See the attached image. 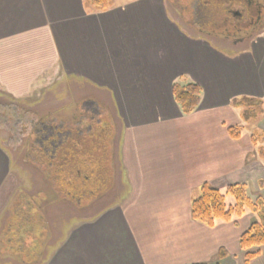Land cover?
<instances>
[{"label":"crops","instance_id":"obj_1","mask_svg":"<svg viewBox=\"0 0 264 264\" xmlns=\"http://www.w3.org/2000/svg\"><path fill=\"white\" fill-rule=\"evenodd\" d=\"M179 16L168 0H112L106 11L87 0H0V99L39 100L60 88L85 118L86 100H104L102 118L118 128L125 197L48 253L40 242L32 264H264V246L249 262L239 246L252 213L210 227L191 209L204 184L223 192L242 182L252 198H264V161L251 137L264 131V115L253 132L229 134L244 123L233 99H264V35L235 58L221 52L234 49L201 33V23ZM218 66L245 76L216 73ZM192 82L202 99L186 115L173 86ZM4 140L0 130V264L12 262L4 256L11 245L38 243L33 231L23 232L21 193L5 192L11 156Z\"/></svg>","mask_w":264,"mask_h":264},{"label":"rangeland","instance_id":"obj_2","mask_svg":"<svg viewBox=\"0 0 264 264\" xmlns=\"http://www.w3.org/2000/svg\"><path fill=\"white\" fill-rule=\"evenodd\" d=\"M171 1L172 0H168L170 9L174 10V15L180 18L179 15L183 14L182 5H174ZM180 1L185 5V7H188L187 5L190 6L185 10L186 16L189 15L188 18L195 19V21L199 23L203 21L201 26L204 25V27L211 24L210 22L205 23V20H207L210 16H213L214 6L212 4L209 5L205 3V5L203 1L197 4V1L195 0ZM228 9L229 7L227 10ZM227 13L229 14L228 11ZM201 33L203 34L202 31ZM230 42L232 43V41L229 40L228 43L225 42L227 44H223L222 40H216L219 47H227L229 49L231 48V50L234 49L233 51H228L226 49V51L222 50L221 52L234 56L235 58H237L236 53H241L237 50H243L251 45L248 44L246 46L242 45L243 47H235ZM254 42H256V40ZM244 56L245 53H242L239 58ZM225 70L229 73H233L235 79H241V75L243 78L245 76V74L239 70L236 73V69L231 67L222 70L218 66L216 68V73H225ZM244 70L245 69H243V71ZM248 70L251 71L252 68ZM228 78H230V75H226V81L223 82L228 83ZM249 80L251 81V76ZM243 82L245 83V81ZM60 91L61 90L59 88L52 92L53 94L46 97L45 95L47 92H44L43 96L45 98L41 99V96L39 100H5L4 98L0 100V103H11L13 101L23 105L21 108L23 115L21 117H15L10 113L11 116L10 119L7 120L9 121L8 123L5 121V118H3L6 113L2 115L4 108L0 107V117L3 116L0 118V127L9 126V128H11V131L9 132L1 131L4 139L6 140L7 138L8 142L12 141L14 139L11 136V133L13 134L12 131L15 133L20 132L22 135V132L25 130L24 135H30L32 133L30 129L34 131L36 130L38 132L37 139L40 141V144L39 142L36 144L40 145L41 149L39 158L40 163L33 167L32 164L27 162L24 163L23 161L29 160L27 156H25L28 151V147L25 144L24 147L22 146L21 148L22 151L20 150L17 152V148H15V146H10L9 148V145L6 143V147L9 150L11 147L14 148V150H10V178L6 184L5 192L10 195L16 194L17 192L21 193L19 194L21 195L20 202L24 205L22 206L23 209L21 212V216L24 220V226L22 227L23 232L25 231L27 234L29 231H33L34 236L38 241V243L33 245L34 243H31L34 240L32 241L31 238H28L26 245H24L25 247L20 243L19 248L16 243L11 245L10 249L7 248L5 250L4 256H10L7 260L12 261L7 264L14 263L12 259L14 256H12V254L21 255L24 258L23 260L25 264H32L33 261L36 260L35 255L38 254L39 250H41V244H43L45 251L48 253L47 246L51 244L48 248L52 249L53 244L60 241L74 226L80 224L84 220L94 218V216L102 210L113 204L121 202L125 197V187L123 185L124 183H122L123 176L121 175L122 169L118 166L116 168L117 178L114 182L117 185L116 190L112 195L103 200L96 199V196L101 193V191L97 188L100 186L104 188L110 187L112 186L114 180L113 170L111 167L112 155L110 154L109 145L106 144L107 138L113 134L112 128L104 124H99V126H97L98 122L96 120L99 117L90 108L89 112L91 113V116L92 114L94 117L96 115V119L93 118L92 120L86 122V124L82 126L83 129L77 127L75 130H70V126H66V124L59 121L58 118L61 116H59L60 111H62V113L65 112L66 115H63L64 117L67 116L68 112H70L69 114L72 113V107L67 106L72 100H64ZM63 91L65 90L63 89L62 92ZM71 103H75L74 100ZM36 108H39L42 111L41 113L43 116L46 115L44 112L45 109L52 110L53 113L47 114L42 119H29L33 118V115H26L25 113H29V110L32 111V109ZM14 111L16 110L13 109V112ZM53 117H57L58 119L57 122H54L56 123L55 125H53V121H51L53 120ZM19 120L21 121L19 122ZM23 120L25 121V129L22 130L20 124ZM256 121L257 120L252 119L248 122H244V133L255 130L258 123ZM74 126L78 125L73 123V127ZM20 141H22L21 136L19 137L18 142ZM260 142L263 143L261 140ZM115 143L116 139L114 141V144ZM95 146H98L99 148H96ZM116 149L114 148V150ZM115 157L117 158V155H115ZM36 172L38 173L37 175ZM38 175L40 177H44L43 179L47 182L46 184L43 183L41 188H38V185L34 186V182L31 183V178ZM101 176H105L106 178L102 180L100 178ZM223 194H225V191H223ZM27 200H29L31 204L34 201L32 208L25 207L27 203L30 205ZM38 203H41L40 206L43 205L41 209L38 207ZM234 203V198L231 195L226 194V204L228 207L234 205ZM26 220H29L30 223H28V221L26 222ZM18 227L19 226H17V228ZM18 234L20 235L19 232ZM38 235L39 237H37ZM40 242H42L40 244L41 246L38 245ZM6 243L8 242L5 241V244ZM45 254L42 256L44 257Z\"/></svg>","mask_w":264,"mask_h":264},{"label":"flooded vegetation","instance_id":"obj_3","mask_svg":"<svg viewBox=\"0 0 264 264\" xmlns=\"http://www.w3.org/2000/svg\"><path fill=\"white\" fill-rule=\"evenodd\" d=\"M198 3H201L203 1V3L205 4H212L214 6V13L213 16H210L207 20H205V23L210 22L211 24L204 27L201 26V31L202 32H207L208 34H210L213 37H216L217 39L222 40L223 44H227L230 41H232V45L235 47H241L242 45L246 46L248 44H251L252 42H254L258 37L260 38L261 36L264 35V0H195ZM172 4L174 5H182L183 7V16L188 18V16H186L185 14V10L188 9L190 6L187 5L188 7H185V5L180 1V0H172L171 1ZM205 4V5H206ZM229 7V9L227 10V8ZM227 11L229 12V14L227 13ZM193 14V13H192ZM201 24L203 23V21L200 22ZM204 23V24H205ZM227 42V43H225ZM229 43V44H230ZM243 47V46H242ZM1 100V99H0ZM25 101V100H23ZM88 102V108L95 112L97 114V116L99 117L96 121L97 126H99V124H104L106 126H109L112 128V132L113 134H111L108 138H107V145H109V149H110V154L112 155V170H113V184L110 187L104 188L102 186L98 187L97 189H99L101 191V193H99L98 196H96V199H105L107 197H109L110 195H112L114 193V191L116 190L117 185L114 183L116 178H117V174H116V168L119 166L120 160L117 154V149H118V128L117 126L112 123L110 120L107 121L106 119L102 118V111H103V106L105 105L104 100H86ZM25 103V102H24ZM2 108H4V111L2 113V115H4V113H6L5 117V121L10 119V113L13 114L15 117H21L23 115V111H22V106L17 102H11V103H0ZM33 104V103H32ZM96 108V109H95ZM13 109L16 110L13 112ZM95 110V111H94ZM51 111V112H50ZM72 113L69 114L70 112H66L67 116H63L66 115L65 112L62 113V111H60L59 113V121L64 122V123H75L76 125L79 123H82L83 125L86 124V122L92 120L93 118L96 119V115L95 117L91 116V113H88L87 118H85L86 115H84L83 113H81L80 109H78V104L77 101H75L74 104V108L71 109ZM29 113H25L26 115H30L32 114L33 118H29V119H42L44 118L47 114H51L53 113L52 110L49 109H45V113L46 115L43 116V114L41 113L42 111L39 108L36 109H32L28 111ZM0 117V118H2ZM24 118V117H23ZM57 117L54 118L53 117V121L52 124L55 125L56 123H54L55 121H58ZM21 120H19L20 122ZM9 121H7L8 123ZM18 122V123H19ZM25 121L23 120L21 122V128L22 130L25 129ZM9 125V124H8ZM57 128V127H56ZM102 128L104 129V127L102 126ZM98 129V128H97ZM0 130L2 132H9L11 131V128H9V126H3L0 127ZM20 130V129H19ZM25 131V130H24ZM24 131L21 133H15L14 131L13 134L11 133V136L14 138L12 141H7L6 138V142L10 146H15V148H17V152L21 150L22 146L24 147V144L28 147V151L26 152L25 156H27V158L29 160L24 161L27 163L32 164L33 167L36 166V164L40 163V154H41V149H40V145L36 144L38 141L37 139V135L38 132L35 130H31L32 132L30 135H24ZM111 132V133H112ZM99 135V134H98ZM22 137V141H19V137ZM116 139V143L114 144V141ZM18 140V141H16ZM106 140V138H105ZM93 143V141H92ZM42 146V145H41ZM96 147V146H95ZM117 147V149H116ZM96 148H99L98 146ZM114 148L116 150H114ZM11 151L14 150V148L11 147L10 149ZM22 151V150H21ZM116 152V154H115ZM115 155H117V158L115 157ZM38 173L36 172V175ZM40 178V179H39ZM44 177H40L39 175L36 177H32L31 180L33 183L34 182V186L38 185V188H41V185L44 183L46 184V180L43 179ZM102 180H104L106 177L105 176H101L100 177ZM35 198V197H33ZM95 200V199H94ZM27 202L30 203L29 200H27ZM48 202V201H46ZM45 202V203H46ZM94 203V202H93ZM34 204V201L32 202V204L30 203V205H25V207L27 208H32ZM38 207L40 206L41 203H38ZM90 207V206H88ZM29 221V220H27ZM30 223V221L28 222ZM42 243V242H41ZM43 246V244H41ZM44 248V246H43Z\"/></svg>","mask_w":264,"mask_h":264},{"label":"trees","instance_id":"obj_4","mask_svg":"<svg viewBox=\"0 0 264 264\" xmlns=\"http://www.w3.org/2000/svg\"><path fill=\"white\" fill-rule=\"evenodd\" d=\"M87 1L100 11H106L112 5V0ZM173 93L182 112L186 115L193 113L200 106L202 86L199 83L174 84ZM232 105L241 111L242 122H248L252 119L258 120L261 115H264V99L251 96L235 97ZM243 130V125L230 127L229 134L233 139H239ZM251 137L253 144L257 148L258 156L264 161V131L256 130ZM226 194L234 198V205L228 207ZM191 209L192 215L196 220L210 227L214 226L218 221L231 222L235 217L241 218L247 212L252 213L256 220L240 236L239 246L245 252L247 262L259 256V249L264 246V198L263 196L252 198L248 194V185L246 183L230 184L226 188L225 194L209 184H204L201 195L192 202ZM225 254V251H221L220 258L225 256Z\"/></svg>","mask_w":264,"mask_h":264}]
</instances>
